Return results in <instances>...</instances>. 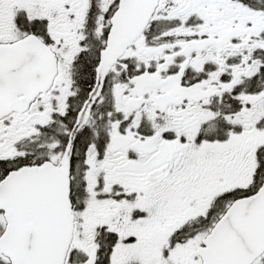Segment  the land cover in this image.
<instances>
[{"label":"snow or ice","instance_id":"obj_1","mask_svg":"<svg viewBox=\"0 0 264 264\" xmlns=\"http://www.w3.org/2000/svg\"><path fill=\"white\" fill-rule=\"evenodd\" d=\"M0 264H264V0H0Z\"/></svg>","mask_w":264,"mask_h":264}]
</instances>
